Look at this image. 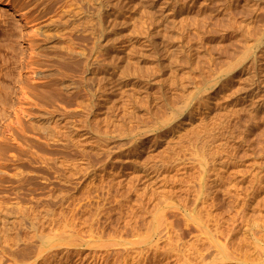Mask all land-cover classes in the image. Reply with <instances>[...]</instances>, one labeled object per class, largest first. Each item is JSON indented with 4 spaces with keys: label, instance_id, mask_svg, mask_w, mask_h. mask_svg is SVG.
I'll use <instances>...</instances> for the list:
<instances>
[{
    "label": "rangeland",
    "instance_id": "1",
    "mask_svg": "<svg viewBox=\"0 0 264 264\" xmlns=\"http://www.w3.org/2000/svg\"><path fill=\"white\" fill-rule=\"evenodd\" d=\"M263 80L264 0H0V168L88 241L37 262L264 264Z\"/></svg>",
    "mask_w": 264,
    "mask_h": 264
},
{
    "label": "bare ground",
    "instance_id": "2",
    "mask_svg": "<svg viewBox=\"0 0 264 264\" xmlns=\"http://www.w3.org/2000/svg\"><path fill=\"white\" fill-rule=\"evenodd\" d=\"M254 61L256 60L254 59L253 62ZM230 71L229 69L227 73ZM263 81H260V83ZM261 84L260 86L263 85ZM262 94H264L263 91ZM22 96L24 99L26 98L25 93L22 94ZM5 105L6 103L1 105V107L3 106L2 108L0 107V121L5 117L7 108ZM20 113L28 118V122L35 119L34 114L24 111ZM45 115L49 114H44V116ZM46 119L49 121L52 118ZM13 123L19 126L17 118H15ZM31 127L36 132L33 133L34 142L36 143L41 144L40 140H43L47 146H57V143L61 140V134L58 132V127H56L55 124L52 126L48 125L45 129H42V127H33L32 125ZM1 130L0 137L2 134V136H6L7 143L11 141L18 144L17 130L16 133H14V131L11 132V129L9 130L6 126ZM0 140L1 144L3 139ZM3 151L4 149L0 148V156L1 152L3 154ZM0 164V167H2L3 164L5 167V163L1 162ZM4 167L0 168V176L9 179V183L16 184V187L12 185L9 186L7 194L0 196V264H4L6 261L13 263L22 261V264H39V262H37L38 258L49 249L59 248L61 246L69 247L70 249L88 243V241H80L81 243L76 242V240H81V238H74L75 236L73 234H76L78 231L74 229L71 220L72 216H74V210L71 209L70 196H66L65 203L63 204H60L61 199L58 198V196L51 194L53 190L47 192V197H42L41 193H37L38 186H36L34 182L35 179H38L37 176L31 178L32 183L30 184L27 175L21 169L14 167V169H12L14 173L10 174L7 172V166L6 168ZM259 181L257 183H261ZM29 185H32L34 190V195L31 199H27V195H29L27 194V186ZM35 187H37V189ZM9 190L11 192H9ZM69 249L66 250V255L70 253ZM30 254L34 255V259L29 262Z\"/></svg>",
    "mask_w": 264,
    "mask_h": 264
}]
</instances>
